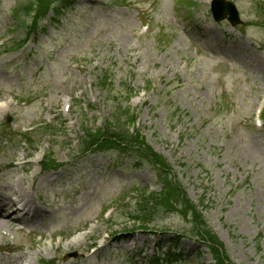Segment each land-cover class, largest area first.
I'll list each match as a JSON object with an SVG mask.
<instances>
[{
    "label": "rangeland",
    "instance_id": "rangeland-1",
    "mask_svg": "<svg viewBox=\"0 0 264 264\" xmlns=\"http://www.w3.org/2000/svg\"><path fill=\"white\" fill-rule=\"evenodd\" d=\"M22 1L0 0V193L10 198L13 191L24 194L21 188L28 193L29 187L44 190L50 174L39 171L33 161L48 151L57 163L69 161L70 150L77 149L82 117L73 114L76 105L63 115L61 110L70 98L88 95L79 101L95 109H88L84 129L101 126L115 107L135 111L136 128L172 167L188 198L195 205L205 198L206 229L221 241L229 263L264 264V130L251 125L264 100L263 20L255 13L259 0H226L238 11L236 27L214 23L207 0H187L195 4L189 19L176 0H76L60 22L48 23L27 41L30 17L21 15L23 27L12 18ZM44 4L48 1L42 0L39 8ZM104 75L109 80L101 88ZM127 93L131 97L126 103ZM14 99L31 103L22 106ZM59 113L63 125H56L55 136L42 135V128L54 124ZM7 118L9 128L4 127ZM29 130L33 148L13 142V133ZM14 155H23L30 164L24 174L5 168ZM58 174L55 186L45 190H54L59 206L53 218L41 222V231L62 228L61 240L49 246L44 237L38 244L22 232L12 241L21 250L18 255L38 257L35 264L85 253V243L67 245L73 228L85 221L97 222L94 243L104 246L109 231L99 217L101 209L113 208V201L136 185L148 182L154 188L148 168L104 153L73 161ZM123 213L119 209L110 218L119 225L112 230L121 234L133 226L122 221ZM155 225L166 229L131 232L128 241L118 243L109 237V248L85 254L79 264H131L127 245L148 241L152 246L148 233L168 231L164 244L187 228L174 215ZM195 242L187 237L178 248L191 252ZM18 255H9V261ZM199 263L211 264L210 256L204 254Z\"/></svg>",
    "mask_w": 264,
    "mask_h": 264
},
{
    "label": "trees",
    "instance_id": "trees-1",
    "mask_svg": "<svg viewBox=\"0 0 264 264\" xmlns=\"http://www.w3.org/2000/svg\"><path fill=\"white\" fill-rule=\"evenodd\" d=\"M64 2H65V0H64ZM67 2H66V5H65V3L64 4L62 3L60 5V8H62V6L65 7V6L70 4V3H67ZM107 130H109V129H107ZM114 137H115L114 134H110L108 136V138H105L106 140L102 141V144H105V142L109 143L110 140H112V138H114ZM117 137L119 138V136H117ZM135 142L136 143H132V144H124L123 142H121L120 144H121L122 148H124V150H127V151H131L132 149H134V147H136L137 148L136 151H138V153L140 155L144 156L143 158H146V159H150L151 158L152 160H155V162L161 168H163V169H161V171L165 170L164 168H166V166H165V164L162 162V160L160 158H155V156H153L150 153V151L147 150V148L145 149V147H142V150H138V149H141L137 145L139 142H138V140H136ZM115 144H116V142H115ZM120 144L117 143V146L119 147ZM164 178H165V186H166V188H168L169 187L168 185H169L170 181H168V177L164 176ZM154 200H155V202L153 203L152 207H148L147 205H144L141 208V212H146V211L156 212L162 206L168 207V211H172V209L175 207V205H179V208H177L176 211H178L179 213H182L183 216L185 218H187V220H189V219L193 220L194 219V220H198L199 221V217H198L199 213H197L196 209L191 205V203H189L186 200L184 194L181 191H179L178 189H176V188H175V190L173 189V191L167 193L163 198L161 197L160 194L155 195ZM169 203H171V204L169 205ZM202 234H201V236L205 240H207V242L210 243L211 246L212 245L213 246H217V244H216L217 241L211 234H209L208 232H203ZM214 252H215V250H214ZM215 255L218 256L217 253Z\"/></svg>",
    "mask_w": 264,
    "mask_h": 264
},
{
    "label": "bare ground",
    "instance_id": "bare-ground-1",
    "mask_svg": "<svg viewBox=\"0 0 264 264\" xmlns=\"http://www.w3.org/2000/svg\"><path fill=\"white\" fill-rule=\"evenodd\" d=\"M26 198V196H25ZM16 200L20 201V207H16V203L14 201H11L9 197L3 196L0 194V221L1 217L6 214V216L11 215L12 213L16 212L18 215L21 217L30 214L28 220L25 221L24 223H31L32 225L36 224L37 222V217H36V210H31V206H29V203L27 200L23 203L22 200H19L18 197H15ZM29 208L27 209V207ZM9 220H4L3 223H0V233L3 230L4 225H8ZM10 225V224H9ZM1 237V236H0ZM2 264H33L31 260H29L27 257L20 255L17 257L13 262L8 261V260H1Z\"/></svg>",
    "mask_w": 264,
    "mask_h": 264
}]
</instances>
